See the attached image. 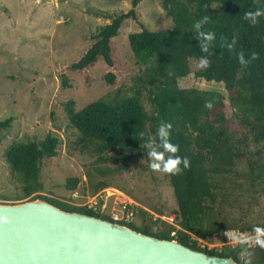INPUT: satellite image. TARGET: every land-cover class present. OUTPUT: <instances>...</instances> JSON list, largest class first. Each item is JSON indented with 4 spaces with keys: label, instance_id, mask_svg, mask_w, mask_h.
Returning <instances> with one entry per match:
<instances>
[{
    "label": "trees",
    "instance_id": "obj_1",
    "mask_svg": "<svg viewBox=\"0 0 264 264\" xmlns=\"http://www.w3.org/2000/svg\"><path fill=\"white\" fill-rule=\"evenodd\" d=\"M140 1L132 0L128 12L100 27L93 35L95 42L71 69L82 71L99 60L111 67L110 41L118 35L124 20L136 19L135 8ZM160 4L172 20L171 31L143 29L128 35L135 63L140 67V74L130 89L131 95L101 98L79 111L74 109V102L69 101L65 106L69 124L78 133L76 143L82 152L96 157L98 162L109 163L115 158L123 165L135 158H152L153 151H164L158 128L171 124L170 142L179 146L176 155L190 161L187 169L180 165V174H165L176 199L174 215L180 230L161 219L153 220L142 209H138L136 215L141 223L127 226L145 235L175 239L187 247L231 257L238 264H245L240 257L244 246L224 247L220 253L207 251L191 241L189 233L212 238L223 231L209 213L208 203L214 200V178L232 174L235 162L245 157L244 149L251 144L260 145L264 157V16L257 17L255 25L250 19H244L246 12L263 11V8L256 0H160ZM210 32L214 33L212 40L206 39ZM201 45H206L208 50L202 51ZM241 53L246 60L256 53L258 59L242 66L238 60ZM201 58L209 60L206 69L197 67ZM192 72L196 78L223 84L236 129L230 128L232 119L224 112L226 98L223 95L179 87V81ZM105 79L109 84L114 82L113 74H107ZM63 86L69 87L66 80ZM144 93L150 103V113L142 103ZM208 101L213 104L211 109L205 107ZM10 123V119L1 122L0 132L6 131ZM61 144L54 135H47L41 142L12 143L5 153L6 162L10 172L20 175L22 182L21 195L14 200L24 202L41 198L67 212L101 217L86 208L40 195L43 192L40 183L43 161L56 157ZM168 156L165 153L163 164ZM78 182L77 178H70L65 188L74 191ZM107 187L99 182L92 194ZM0 200L4 199L0 197ZM257 227L264 228V225H243L238 229ZM256 252L255 264H264V249Z\"/></svg>",
    "mask_w": 264,
    "mask_h": 264
},
{
    "label": "rangeland",
    "instance_id": "obj_2",
    "mask_svg": "<svg viewBox=\"0 0 264 264\" xmlns=\"http://www.w3.org/2000/svg\"><path fill=\"white\" fill-rule=\"evenodd\" d=\"M131 2L0 0V123L11 120L9 128L0 132V197L4 199L0 203L23 202L14 200L21 195L22 182L20 175L10 172L5 157L8 148L14 142H41L47 135H54L62 144L56 157L43 161L41 196L78 207L99 195H107L108 207L115 199L129 201L145 210L153 220L161 219L180 230L174 215L177 203L169 180L164 173L153 172L149 167L153 162L163 167V161H154L152 157L135 158L124 165L115 158L109 163L98 162L96 157L81 151L76 143L78 133L70 126L65 110L69 101H73L74 109L79 111L101 98L130 96L140 67L135 63L128 35L143 29L150 32L173 29L160 0H141L135 8L136 19L124 20L118 35L110 41L113 65L110 67L99 60L85 70H72L71 65L95 42L93 35L99 28L128 12ZM256 2L264 11V0ZM107 74H113V84L106 81ZM64 80L69 87L63 86ZM179 87L223 95L226 98L224 112L232 119L230 128H237L223 84L196 78L192 72L179 81ZM142 103L150 113L145 93ZM244 152L245 157L235 162L232 174L213 180L214 200L208 203L209 213L221 230L264 225L261 146L251 144ZM70 178L79 180L74 191L65 188ZM99 182L108 187L92 194ZM134 221L141 223L140 217ZM220 234H214L208 241L222 245ZM189 236L198 238L192 233ZM247 252L249 255L240 254L241 259L255 264L258 253L254 249Z\"/></svg>",
    "mask_w": 264,
    "mask_h": 264
},
{
    "label": "water",
    "instance_id": "obj_3",
    "mask_svg": "<svg viewBox=\"0 0 264 264\" xmlns=\"http://www.w3.org/2000/svg\"><path fill=\"white\" fill-rule=\"evenodd\" d=\"M0 264H238L41 199L0 203Z\"/></svg>",
    "mask_w": 264,
    "mask_h": 264
},
{
    "label": "clouds",
    "instance_id": "obj_4",
    "mask_svg": "<svg viewBox=\"0 0 264 264\" xmlns=\"http://www.w3.org/2000/svg\"><path fill=\"white\" fill-rule=\"evenodd\" d=\"M264 16V11H260L259 9L255 12H246L244 15V19L246 20H251L252 24L255 25L258 23L257 17ZM207 18H205V21ZM197 28H199L200 24L197 23ZM203 35V34H202ZM214 37V33H208L206 36V39L212 40ZM236 43L235 39L233 40V45ZM229 47H232L230 45ZM201 50L202 51H207V46L206 45H201ZM258 59V56L256 53H252L249 59H245L243 53H241L238 56L239 63L242 66H247L250 64L252 61ZM209 66V60L201 58L197 67L200 69H206ZM205 107L208 109H211L213 107V104L211 101H208L205 103ZM172 125L171 124H162L158 128V134L159 136L163 139V144L162 148L164 151L162 152H156L153 151L150 155L154 158V161H164L165 160V153H168L169 156L164 162L163 167H161L160 163L153 162L152 164L149 165L150 169L153 172H159V173H164L168 175H178L181 173L182 169L180 167L181 164H183V167L185 169L190 167V161L187 157H180L176 155L179 151V146L175 145L170 142V130H171ZM143 135V134H141ZM255 236H242L238 233L235 232H228L224 233L223 235H227V237L233 241L234 243H237L241 246L248 245L252 242H254L256 245H258L261 249H264V228H255L254 229ZM243 255H249L247 252V249L245 248ZM245 264H250V261L246 260Z\"/></svg>",
    "mask_w": 264,
    "mask_h": 264
},
{
    "label": "built area",
    "instance_id": "obj_5",
    "mask_svg": "<svg viewBox=\"0 0 264 264\" xmlns=\"http://www.w3.org/2000/svg\"><path fill=\"white\" fill-rule=\"evenodd\" d=\"M106 191V190H105ZM108 197L104 195H99V197H95L93 199H90L89 201L82 204L81 208H86L88 210H91L94 214L100 215L102 217H107L109 221L120 224V225H128L131 223H134L136 215L138 214V206H134V204H131L129 201H123L115 199L111 207H108ZM77 206V205H76ZM119 206V208H117ZM171 221L174 220V218H170ZM263 228V227H260ZM228 232H235L242 236H255L254 230H240V229H227L223 230L221 232V242L222 245H215L208 241L209 237L202 238L198 236V238H192L191 241L196 242V245L200 249H206L207 251H216L221 252L222 248L224 247H230V248H237L241 245L234 243L231 241L227 235H223L224 233ZM244 247L247 250H257L260 247L256 245L254 242L244 245Z\"/></svg>",
    "mask_w": 264,
    "mask_h": 264
}]
</instances>
